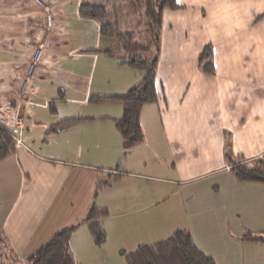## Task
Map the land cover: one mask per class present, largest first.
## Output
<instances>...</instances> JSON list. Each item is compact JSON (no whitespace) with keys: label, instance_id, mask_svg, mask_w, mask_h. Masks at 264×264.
I'll list each match as a JSON object with an SVG mask.
<instances>
[{"label":"crops","instance_id":"1","mask_svg":"<svg viewBox=\"0 0 264 264\" xmlns=\"http://www.w3.org/2000/svg\"><path fill=\"white\" fill-rule=\"evenodd\" d=\"M42 1L47 11L0 0V124L26 126L24 146L0 162V264H25L72 227L74 264H128L176 231L216 264H264V250L237 252L260 245L242 241L240 224H258L264 185L236 180L225 158H264V0H175L162 10L157 98L142 106L143 140L127 151L122 106L94 99L124 95L143 75L107 54L116 44L79 15L110 0ZM206 47L209 74L199 63ZM64 120L73 122L55 129ZM92 207L107 212L101 245L84 222Z\"/></svg>","mask_w":264,"mask_h":264},{"label":"trees","instance_id":"2","mask_svg":"<svg viewBox=\"0 0 264 264\" xmlns=\"http://www.w3.org/2000/svg\"><path fill=\"white\" fill-rule=\"evenodd\" d=\"M166 8H177L175 0H110L106 6L83 4L79 8L81 17L97 21L103 41L116 44V50H107L106 53L143 75L140 84L124 95L94 99L122 106V117L116 122V128L126 151L142 143L140 110L157 98L155 53L160 42L161 13ZM210 55L209 47H206L199 56L200 68L206 74L213 70ZM72 122L64 120L55 129L69 126ZM11 133V129L0 124V162L14 153ZM225 158L236 180L264 185V158L243 162L239 158H232L229 150ZM106 214L105 210L92 207L84 221L89 225L96 245H101L105 240L98 221ZM74 229L72 227L57 233L26 258L25 264H74L69 253V240ZM242 241L264 243V238L248 234L242 237ZM127 258L128 264H216L193 244L186 231H176L166 242L155 246H140Z\"/></svg>","mask_w":264,"mask_h":264},{"label":"built area","instance_id":"3","mask_svg":"<svg viewBox=\"0 0 264 264\" xmlns=\"http://www.w3.org/2000/svg\"><path fill=\"white\" fill-rule=\"evenodd\" d=\"M32 1L39 8L47 11L46 7L44 6V2L42 0H32ZM52 23L53 21H52L51 15L47 14L46 27L50 29L52 26ZM40 58H41V50L38 49L33 53L30 63L26 69L27 77H29L32 74L34 67L39 63ZM25 127L26 126H25L24 120L18 117H15L13 119V122L11 123V126L7 127L11 129V132H12L11 138L16 146H24L23 145V135H24Z\"/></svg>","mask_w":264,"mask_h":264},{"label":"rangeland","instance_id":"4","mask_svg":"<svg viewBox=\"0 0 264 264\" xmlns=\"http://www.w3.org/2000/svg\"><path fill=\"white\" fill-rule=\"evenodd\" d=\"M141 21H142V19H141ZM131 22H133V21H131ZM130 24H133V23H130ZM259 215H260L259 216V222L257 225L250 226V225H248V221H246V220L241 221L240 227L243 228V234H242L243 236L251 234L255 237L257 236V237H263L264 238V205H262V204H260V207H259ZM257 231H259V232H257ZM247 243H250V242H247ZM261 244H262V246H261ZM250 245H251V247L244 249V250L237 249V252H239L241 255H245V254L250 253V254H256L259 256L260 252H262V250H264V243H262V242H260V245H257L256 243H250ZM116 263H117V261H116ZM250 264H263V263H262V260L258 259V261H257L254 258Z\"/></svg>","mask_w":264,"mask_h":264}]
</instances>
